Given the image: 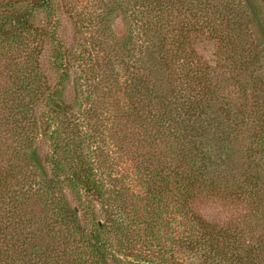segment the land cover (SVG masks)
<instances>
[{
	"label": "trees",
	"instance_id": "obj_1",
	"mask_svg": "<svg viewBox=\"0 0 264 264\" xmlns=\"http://www.w3.org/2000/svg\"><path fill=\"white\" fill-rule=\"evenodd\" d=\"M0 264H264V0H0Z\"/></svg>",
	"mask_w": 264,
	"mask_h": 264
},
{
	"label": "rangeland",
	"instance_id": "obj_2",
	"mask_svg": "<svg viewBox=\"0 0 264 264\" xmlns=\"http://www.w3.org/2000/svg\"><path fill=\"white\" fill-rule=\"evenodd\" d=\"M121 14L115 18L113 23V30L118 36H122V34L126 32V29L128 27L126 19L124 17L125 13ZM61 26V33L71 44L73 42V38L75 37V33L73 23H71L68 15L63 14L61 16ZM42 63L47 70L50 69V58L48 55V50L42 57ZM196 209L205 218L219 222H228L239 215V213L237 214V212H235L232 207H229L222 202L213 200H201L197 202Z\"/></svg>",
	"mask_w": 264,
	"mask_h": 264
}]
</instances>
